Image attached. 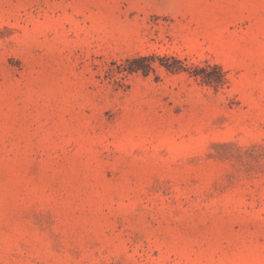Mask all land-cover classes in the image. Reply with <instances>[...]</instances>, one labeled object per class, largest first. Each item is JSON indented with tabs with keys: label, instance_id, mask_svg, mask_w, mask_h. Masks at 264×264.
Returning <instances> with one entry per match:
<instances>
[{
	"label": "rangeland",
	"instance_id": "obj_1",
	"mask_svg": "<svg viewBox=\"0 0 264 264\" xmlns=\"http://www.w3.org/2000/svg\"><path fill=\"white\" fill-rule=\"evenodd\" d=\"M0 264H264V0H0Z\"/></svg>",
	"mask_w": 264,
	"mask_h": 264
}]
</instances>
